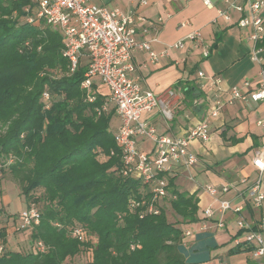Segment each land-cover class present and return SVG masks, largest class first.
Listing matches in <instances>:
<instances>
[{
    "label": "trees",
    "instance_id": "16d2710c",
    "mask_svg": "<svg viewBox=\"0 0 264 264\" xmlns=\"http://www.w3.org/2000/svg\"><path fill=\"white\" fill-rule=\"evenodd\" d=\"M35 13L31 0H0L2 179L11 174L19 181L25 209L39 215L28 239L32 246L14 251L0 208V264H199L188 258L183 242V226L198 221L196 194L179 192L165 174L159 214L145 213L150 189L123 174L115 113L103 111L105 86L95 82L89 101L82 87L88 59L72 72L60 31ZM37 241L46 253L33 250ZM253 249L245 241L232 254Z\"/></svg>",
    "mask_w": 264,
    "mask_h": 264
},
{
    "label": "crops",
    "instance_id": "0c3cea01",
    "mask_svg": "<svg viewBox=\"0 0 264 264\" xmlns=\"http://www.w3.org/2000/svg\"><path fill=\"white\" fill-rule=\"evenodd\" d=\"M210 2L211 7L204 0H93L95 5L118 8L124 14L144 19L136 25V40L150 41L159 57L151 62L148 53L135 49L132 53L135 71L131 77L141 89L153 92L164 101L167 116L161 109H155L141 117L161 135H184L207 117L217 98L227 99L232 87L248 81L253 91L264 80L259 75L261 65L252 60L255 49H259V57L264 62V40L258 43L250 40L253 30L238 26L242 13L235 8L223 0ZM235 4L248 11L245 1ZM220 10L228 13L229 21L219 16ZM261 17L264 20V8ZM195 31L200 32V39L187 40ZM180 41L184 42V48L175 47ZM200 72L204 77H199ZM100 91L108 95L106 87ZM261 121H264L261 102L237 101L225 105L218 117L210 121L208 141L196 140L189 146L197 155L198 163L191 169L174 165L168 172L179 192L196 194L198 198V221L183 226L192 233L183 242L188 258L199 264H264V257H254L252 252L232 254L237 245L245 242L246 233L237 225L241 217L256 229L264 226V203L255 208L247 199L249 188L258 179L256 154H264ZM112 125L117 131L118 116L115 115ZM137 144L140 151L154 155L153 145L147 139L138 138ZM206 186L218 190L217 199L231 202L234 208L242 207V211L222 213L219 202L205 190ZM261 190L264 193V173ZM0 196L7 204L8 198L1 189ZM25 208L26 204L20 211ZM208 208L214 210L211 218L204 214ZM17 222L11 224L5 220L4 227L7 236H14L20 244L28 239L22 237L26 232L16 230ZM220 223L223 228L219 227Z\"/></svg>",
    "mask_w": 264,
    "mask_h": 264
},
{
    "label": "built area",
    "instance_id": "2783aa9c",
    "mask_svg": "<svg viewBox=\"0 0 264 264\" xmlns=\"http://www.w3.org/2000/svg\"><path fill=\"white\" fill-rule=\"evenodd\" d=\"M36 8V19H43L48 25L58 29L63 36L65 46L64 56L70 62V70L77 68L81 58L88 59L87 71L82 87L87 91L89 101H93L95 80H100L108 90V100L103 111L114 110L120 119V126L116 133V142L120 146L124 161V175H132L141 179L150 189L149 200L144 201L145 213L159 214L160 204L167 196V180L163 176L168 174L174 165H181L191 169L198 163L197 155L189 150L192 142L208 141L210 121L217 118L222 108L227 104L237 101L264 104V80L257 90H250V83L234 86L229 91L227 99L217 98L207 117L196 127L182 136H165L158 133L157 129L142 120V114L161 109L167 116V108L161 97L151 91L143 90L131 77L135 71L132 62V53L140 49L148 53L151 62H156V54L150 41L138 42L136 40V25L144 19L130 14H124L118 8L101 7L95 5L93 0H31ZM229 7L242 13L238 21L240 28H252L249 36L255 43L264 40V20L261 11L264 2L261 0H243L248 11L235 2L240 0H223ZM207 7H211L210 0H204ZM219 16L226 21L230 20L227 12L220 10ZM33 19L30 18L29 22ZM201 34L195 31L188 35L187 40H199ZM175 47L184 48V42H178ZM259 49H255L252 60L261 65L260 76L264 79V62L259 57ZM208 55V52L205 53ZM199 77H204L199 73ZM173 95V93H170ZM48 93L44 99L49 100ZM264 128V121L259 123ZM144 138L153 145L154 155L151 157L138 148L137 139ZM13 163V158L9 164ZM258 170V179L247 192V199L255 208H260L264 203V193L261 190L262 176L264 173V154L258 152L254 160ZM0 163V189L2 187V173ZM205 190L219 202V210L224 213L233 211L240 213L242 207L234 208L229 201L217 199L218 190L213 186H206ZM226 191V189H225ZM206 218L214 215V210L208 208L204 212ZM39 215L35 208L24 209L20 212L16 230L18 232L32 231L38 224ZM240 231L246 233L245 241L253 246L254 257H264V226L256 229L253 224L241 217L237 222ZM223 228V224H219ZM190 231L184 232V237L191 236ZM74 235L82 238V231L77 229ZM0 247V253L2 252ZM36 253H46L48 248L43 242L37 241L33 246Z\"/></svg>",
    "mask_w": 264,
    "mask_h": 264
},
{
    "label": "rangeland",
    "instance_id": "374dc122",
    "mask_svg": "<svg viewBox=\"0 0 264 264\" xmlns=\"http://www.w3.org/2000/svg\"><path fill=\"white\" fill-rule=\"evenodd\" d=\"M21 183L15 180L11 174L3 177L1 192L3 196L8 198L7 204L4 203V199L0 196V208L4 209L3 215L5 220H9L11 224L18 220L20 209L25 207L24 197L21 194ZM167 216L170 221H174L175 215L170 209L169 202L165 204ZM26 233L22 234V237L29 239L31 231L27 230ZM23 233V232H19ZM8 247L14 251L18 250H27L32 246L33 243H30V240L17 244V241L14 236H7Z\"/></svg>",
    "mask_w": 264,
    "mask_h": 264
}]
</instances>
